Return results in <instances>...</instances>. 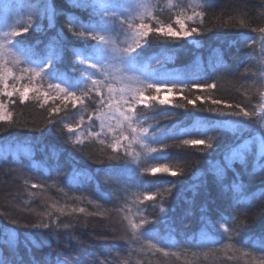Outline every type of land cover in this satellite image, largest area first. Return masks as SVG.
<instances>
[{
    "label": "snow or ice",
    "instance_id": "obj_1",
    "mask_svg": "<svg viewBox=\"0 0 264 264\" xmlns=\"http://www.w3.org/2000/svg\"><path fill=\"white\" fill-rule=\"evenodd\" d=\"M214 6L213 0H25L19 6L15 0H0V122L8 127L15 125L10 108L17 102L37 100L44 108L50 99L60 100L63 107L48 108L46 127L56 126L73 147L83 149L95 142L101 145L100 151L108 161H123L122 168L109 167L104 171L125 193L123 205L114 211L125 236L130 233L132 241L139 244L137 253L150 250L165 257L183 256L185 264H194L200 255L216 257L223 253L229 261L264 264V225L258 233L252 231L264 217V210L257 216L248 214L255 201H264V26H252L242 16L235 17L240 28L257 34L252 37L241 33L240 43L250 48L256 58L253 67L245 69L253 78V84L244 93L247 104H231L205 96L213 106L197 108L193 99L183 93L215 90L217 80L223 76L208 83L206 77L196 72L169 68L172 59L169 52L182 47L181 41L203 35L206 9ZM61 17L66 21V30L57 24ZM154 44L159 45V52L153 49ZM69 59L71 74L62 71ZM225 68L221 54L214 71ZM164 91L182 94L184 102L173 103L162 97ZM29 92L33 93L31 97ZM252 99L257 102L251 103ZM195 100H201V96L196 95ZM222 104L224 107H220ZM188 105H192L194 113L209 115L196 116V123L190 127L160 122L176 116L173 109L187 110ZM72 109L77 118L69 123L67 113ZM62 112L65 115L59 116ZM3 131L5 128L0 127V132ZM45 147H51V158L58 161L62 150L55 145ZM172 147H191L209 155V149L221 148L220 157L211 163L210 171L219 196L229 201L231 211L217 221L227 240L226 243L214 240L212 243L219 244L218 248L208 247L201 252L204 244L195 236L171 244L154 229L156 220L144 214L147 202L165 213L164 203L179 182L161 177L184 174V167L171 163ZM94 162L103 164L104 159ZM229 175L231 183L226 182ZM73 176L93 179L86 169L75 167ZM24 183L27 185L29 181ZM164 184L168 187L159 186ZM254 186H258L257 192L250 191ZM196 187L193 185V190ZM56 211L60 215L100 214L87 213L83 207L67 212L60 207ZM206 211L201 209L202 213ZM39 215L50 217L51 213ZM187 219L186 214V222ZM201 219L206 222L203 215ZM58 220L59 217L42 219L25 227L53 230L71 227ZM19 243L15 229L0 230V264H68L55 250L44 252L45 247L52 249V243L42 234L39 239L33 234L25 236L26 246H31L29 251L34 247L43 253L40 260L33 257L26 261L19 257ZM174 247L178 250L170 251ZM131 257L129 252V259L123 264H131ZM73 264H87L86 257L76 258ZM136 264L143 262L137 260Z\"/></svg>",
    "mask_w": 264,
    "mask_h": 264
},
{
    "label": "trees",
    "instance_id": "obj_2",
    "mask_svg": "<svg viewBox=\"0 0 264 264\" xmlns=\"http://www.w3.org/2000/svg\"><path fill=\"white\" fill-rule=\"evenodd\" d=\"M24 2L25 0H15L18 6ZM213 3L214 7L206 9L203 35L181 41L182 47H175L169 52L172 57L169 68L196 72L206 77L208 83L217 80L218 76H223L222 80H217L215 90H193V94L183 93L189 99H193L197 108L213 106L210 99H204L205 96L231 104H247L249 101L244 93L248 86L253 84V78L245 72V69L252 68L256 58L251 54L252 50L240 43V40L241 33L252 37H256L257 34L240 28L235 17L242 16L252 26H264V0H213ZM77 15L81 14L77 13ZM57 24L66 30L64 18H58ZM222 24L226 26H219ZM257 46L259 47V40ZM153 49L156 52L161 50L158 44H154ZM221 54L226 68L216 72L214 68ZM62 71L72 73L71 59L62 66ZM32 95L33 93L29 92V96ZM196 95L201 96V100H195ZM161 96L172 100L173 103L184 102L181 98L182 94L175 91L161 92ZM256 102L257 99L251 100L253 104ZM39 103L32 99L24 103L17 102L10 108L16 121L15 125L8 127L0 122V127L5 128V131L0 132V151H4L0 152V213H3L0 215V230L15 229L19 234L18 256L26 261L33 257L40 260L43 253L34 247L29 251L31 246H26L25 236L33 234L39 239L42 234L44 239H49L52 243V249L45 247L44 252L55 250L62 260H67L68 264H73L76 258L85 257L87 264H123V261L129 259V252H132L131 264H136L137 260H141L143 264L149 262L185 264L183 256L177 259L175 256L165 257L162 253H153L150 250L143 253L135 251L139 244L132 241L130 233L125 236L120 218L114 211L123 205L125 193L120 191L117 182L109 178L104 171L109 167L122 168L123 161H108L105 154L100 151L101 145L95 142L86 144L83 149L67 143L65 135H61L56 126H45L49 115L48 108L56 105L63 107L62 102L50 99L44 108H41ZM173 110L177 115L167 121L161 120L162 124L176 122L181 127H190L196 123V116L209 115L207 112L194 113L192 105H188L187 110L183 108ZM64 115L63 112L59 114V116ZM67 115L69 123L77 118L74 109ZM59 116L56 118L59 119ZM51 145L62 150L58 161L51 158V147H45ZM7 146L11 148L5 151ZM16 147L22 149H13ZM221 148L209 149L211 155L207 152H198L191 147L169 149L172 154L171 163H178L184 167V174L161 177V180L179 182L164 203L165 213H160L159 208L153 209L151 202H147L148 208L144 213L149 219L156 220L154 229L169 243L175 244L195 236L197 240L203 242L204 247L201 252H204L208 247H220L219 244L212 243L214 240L227 242L223 229L217 221L221 215L230 214L229 201L219 196L210 171L211 163L220 157ZM99 159H104V163L94 162ZM74 167L77 170L86 169L93 179L74 178ZM197 169L199 172L196 171ZM25 180L29 181L27 185L24 183ZM231 180L232 177L229 175L226 182L231 183ZM31 184L43 185V188H32ZM193 185L198 187L193 190ZM159 186L168 187L166 184ZM250 191L257 192L258 186L252 187ZM30 192L36 195L30 196ZM60 207H65L66 212L70 208L83 207L87 213L100 214L60 215L56 211ZM202 208L207 211L202 213ZM262 210H264V201L257 200L248 214L257 216ZM47 213H51V216L39 215ZM202 215L206 217V222L202 221ZM56 217H59L58 223H67L71 227L67 230L25 227L42 219L50 220ZM13 220L17 223H12ZM262 225H264V217L257 221L252 231L258 233ZM176 250L178 249L175 247L170 249V251ZM4 255L7 258V248L4 249ZM194 264H243V260L229 261L223 253H219L216 257L200 255Z\"/></svg>",
    "mask_w": 264,
    "mask_h": 264
},
{
    "label": "rangeland",
    "instance_id": "obj_3",
    "mask_svg": "<svg viewBox=\"0 0 264 264\" xmlns=\"http://www.w3.org/2000/svg\"><path fill=\"white\" fill-rule=\"evenodd\" d=\"M6 148L9 150L11 147L7 146V147H5V149H6ZM5 149H4V150H5ZM13 149L18 150V149H22V148H20V147L17 148V147H16V148H13ZM8 150H7V151H8ZM5 151H6V150H5ZM0 152H4V151H0Z\"/></svg>",
    "mask_w": 264,
    "mask_h": 264
}]
</instances>
